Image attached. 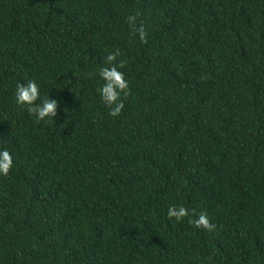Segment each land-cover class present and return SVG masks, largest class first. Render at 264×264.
<instances>
[{"label": "trees", "instance_id": "trees-1", "mask_svg": "<svg viewBox=\"0 0 264 264\" xmlns=\"http://www.w3.org/2000/svg\"><path fill=\"white\" fill-rule=\"evenodd\" d=\"M0 148V264H264V0H0Z\"/></svg>", "mask_w": 264, "mask_h": 264}, {"label": "clouds", "instance_id": "clouds-1", "mask_svg": "<svg viewBox=\"0 0 264 264\" xmlns=\"http://www.w3.org/2000/svg\"><path fill=\"white\" fill-rule=\"evenodd\" d=\"M129 24L135 21V17L129 15L127 17ZM140 38L143 40L144 32H139ZM119 55L118 50L107 53L104 57L108 66L101 67L98 70V76L104 81L96 91L98 92L100 99L105 105L110 106V115H118L123 107V100L120 98L122 95L128 94V81L124 79V74L119 71V68L123 67L124 62L122 60L113 64L112 62ZM39 99V103L36 101ZM14 101L22 108H26L27 112L34 114L37 121L41 120H53L57 112V99L50 97H40L39 86L36 81L28 80L26 83H17L14 90ZM13 164L12 155L7 149L0 148V175H6L9 168ZM187 215V210L183 206L172 207L167 209V216L169 218H175L180 221L182 217ZM197 228H204L211 230L214 225L209 222L206 213L201 212L195 219L190 220Z\"/></svg>", "mask_w": 264, "mask_h": 264}]
</instances>
